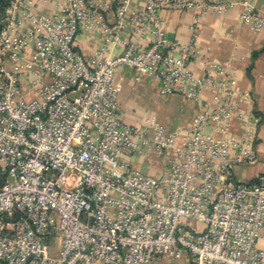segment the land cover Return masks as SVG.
<instances>
[{"label": "built area", "instance_id": "1", "mask_svg": "<svg viewBox=\"0 0 264 264\" xmlns=\"http://www.w3.org/2000/svg\"><path fill=\"white\" fill-rule=\"evenodd\" d=\"M110 1L12 0L7 8L0 264H157L184 253L194 264H264V175L237 178L240 166L259 161L262 119L239 107L254 97L219 64L202 60V76L192 67L204 14L241 3L240 19L254 31L264 29V15L249 1ZM169 10L195 15L186 43L168 37ZM97 27L100 44L86 55L78 38ZM122 68L159 80L165 94L200 101L192 126L126 123L116 83ZM140 154L165 160L164 170L137 168L130 157Z\"/></svg>", "mask_w": 264, "mask_h": 264}, {"label": "crops", "instance_id": "2", "mask_svg": "<svg viewBox=\"0 0 264 264\" xmlns=\"http://www.w3.org/2000/svg\"><path fill=\"white\" fill-rule=\"evenodd\" d=\"M249 1L258 13L264 15V0ZM98 3L110 4V0H96ZM145 0H135L133 6L142 8ZM243 5L237 4L228 12L219 14L209 12L200 21L197 34V58L192 67L198 76L203 75L202 60L219 64L233 72L237 79V88L251 92L254 102L240 100L239 107L255 111L262 119L257 130L255 150L259 161L256 164H245L238 168L237 178L249 181L264 175V29L254 31L243 24L240 15ZM106 22L115 21V8L111 6L104 12ZM164 26L167 35L172 40L186 43L191 37V26L195 15L186 10L163 11ZM101 28L84 31L77 41L78 50L91 55L100 44ZM116 83L121 87L120 106L123 119L128 124L141 125L146 119H157L169 128L191 127L195 117L203 109L200 101L186 98L180 94H165L162 92L159 80L145 76L138 78L131 68H122ZM204 98L213 101L214 93L206 91ZM235 131H242L241 124H236ZM135 166L147 173L159 175L165 168V160L153 155L151 158L143 154L130 157ZM242 176V177H240ZM194 226L202 228L203 224L194 222ZM264 247V238L259 241ZM157 264H194L187 253L180 259L165 257Z\"/></svg>", "mask_w": 264, "mask_h": 264}, {"label": "trees", "instance_id": "3", "mask_svg": "<svg viewBox=\"0 0 264 264\" xmlns=\"http://www.w3.org/2000/svg\"><path fill=\"white\" fill-rule=\"evenodd\" d=\"M12 0H0V34L3 29V21L6 17V11Z\"/></svg>", "mask_w": 264, "mask_h": 264}, {"label": "rangeland", "instance_id": "4", "mask_svg": "<svg viewBox=\"0 0 264 264\" xmlns=\"http://www.w3.org/2000/svg\"><path fill=\"white\" fill-rule=\"evenodd\" d=\"M240 177H242V176H240Z\"/></svg>", "mask_w": 264, "mask_h": 264}]
</instances>
